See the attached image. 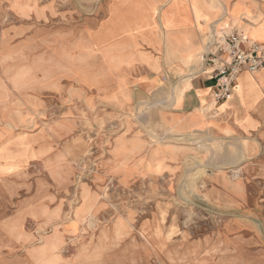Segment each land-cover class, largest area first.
<instances>
[{"label":"rangeland","instance_id":"374dc122","mask_svg":"<svg viewBox=\"0 0 264 264\" xmlns=\"http://www.w3.org/2000/svg\"><path fill=\"white\" fill-rule=\"evenodd\" d=\"M107 1L0 0V264H264V194L210 179L243 177L236 148L73 81L70 30Z\"/></svg>","mask_w":264,"mask_h":264},{"label":"crops","instance_id":"0c3cea01","mask_svg":"<svg viewBox=\"0 0 264 264\" xmlns=\"http://www.w3.org/2000/svg\"><path fill=\"white\" fill-rule=\"evenodd\" d=\"M177 3L171 9L172 0H108L102 14L70 30L71 48L82 56L71 77L86 94L118 108L160 96L161 121L178 137L205 133L227 151L236 148L228 166L238 167L243 177L232 183L213 173L210 179L221 180L224 194L244 203L253 191L264 194V68L242 71L232 94L219 102L213 98L215 80L199 68L213 32L237 29L247 43H264V0ZM181 79L188 82L166 107L169 84Z\"/></svg>","mask_w":264,"mask_h":264},{"label":"built area","instance_id":"2783aa9c","mask_svg":"<svg viewBox=\"0 0 264 264\" xmlns=\"http://www.w3.org/2000/svg\"><path fill=\"white\" fill-rule=\"evenodd\" d=\"M264 68V43H247L237 29L213 32L207 39L199 73L215 80V102L228 98L242 71L252 73Z\"/></svg>","mask_w":264,"mask_h":264},{"label":"bare ground","instance_id":"6f19581e","mask_svg":"<svg viewBox=\"0 0 264 264\" xmlns=\"http://www.w3.org/2000/svg\"><path fill=\"white\" fill-rule=\"evenodd\" d=\"M206 109V108H205Z\"/></svg>","mask_w":264,"mask_h":264}]
</instances>
